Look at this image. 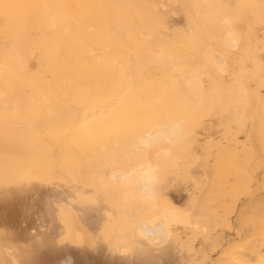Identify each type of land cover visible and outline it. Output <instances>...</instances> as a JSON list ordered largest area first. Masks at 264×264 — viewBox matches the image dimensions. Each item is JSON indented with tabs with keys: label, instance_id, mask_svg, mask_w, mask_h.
I'll return each instance as SVG.
<instances>
[{
	"label": "bare ground",
	"instance_id": "1",
	"mask_svg": "<svg viewBox=\"0 0 264 264\" xmlns=\"http://www.w3.org/2000/svg\"><path fill=\"white\" fill-rule=\"evenodd\" d=\"M263 50L264 0H0V264H176L206 122L264 150ZM213 141L216 183L252 181Z\"/></svg>",
	"mask_w": 264,
	"mask_h": 264
},
{
	"label": "rangeland",
	"instance_id": "2",
	"mask_svg": "<svg viewBox=\"0 0 264 264\" xmlns=\"http://www.w3.org/2000/svg\"><path fill=\"white\" fill-rule=\"evenodd\" d=\"M262 32V26H259L258 34L262 36ZM252 85L256 88L255 82ZM261 91L264 93V88ZM222 123L219 117L208 120L206 131L202 135V148L198 149L197 155L206 177L202 178V182L200 179L198 184H194L191 179L185 180L179 187L180 192H171L180 204L188 205L195 201L196 207L205 206L208 217L205 233L188 230L183 234V241L180 240L183 242L181 248L173 242L176 264H232L231 253L237 252V255L244 256V252L255 245L260 247L264 242V150L257 146L256 151L250 154L252 161L248 163L243 150L246 131L239 134L240 143L236 145V141H230L226 137ZM212 140L213 143L230 147L227 158H232L236 152L240 154L237 164L240 163L248 169L253 177L252 181L248 183L229 174L223 184L216 183L215 167L221 152L217 147L207 151L206 148L212 144ZM192 176L195 179L200 178L196 169L192 170ZM211 235L223 239V247L213 250L206 242ZM202 248L208 255L206 258L203 253H194L195 249Z\"/></svg>",
	"mask_w": 264,
	"mask_h": 264
}]
</instances>
